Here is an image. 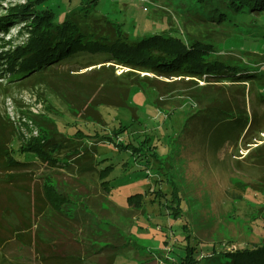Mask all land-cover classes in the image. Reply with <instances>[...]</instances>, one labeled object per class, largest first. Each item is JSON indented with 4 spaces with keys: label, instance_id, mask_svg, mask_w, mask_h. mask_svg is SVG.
<instances>
[{
    "label": "rangeland",
    "instance_id": "374dc122",
    "mask_svg": "<svg viewBox=\"0 0 264 264\" xmlns=\"http://www.w3.org/2000/svg\"><path fill=\"white\" fill-rule=\"evenodd\" d=\"M28 2L0 0V17L7 16L13 8ZM224 2L98 0L95 8L88 12L87 23L93 25V21L108 18L121 26L130 45L156 35L173 37L185 44L211 45L217 58H234L242 66L260 70L261 73L249 77L248 84L226 82L209 88L205 76L195 81L196 86L187 82V78L180 81L133 73L129 75L128 82H143H140L141 86H130L129 107L99 108L104 118L102 125L86 120L85 117L89 115L86 106L79 115H75L78 108L66 105L59 96L58 91H79L70 85L75 84V80L77 83L87 82L74 79L75 73L70 75V83H60L61 80L67 81L63 78L62 70L76 66H72L71 62L56 69L55 76H59L55 79L56 87H59L57 90L42 83L37 84L38 87L26 82L13 83L9 82L8 76H0V117L6 118L3 99L11 97L21 120L25 116L30 121L26 123L25 137L16 134L19 141L16 140L12 149L14 161H31L36 157L32 153L24 156L17 152L19 142L24 143L40 134L34 122L35 116L51 115L58 131L68 138L80 131L91 136L96 133L105 136L121 128L126 129L120 138L114 139L123 148L108 142L95 146L85 136H81L83 141L77 142L79 153L95 146L92 154L95 171L86 174L84 179L82 175L80 179L90 184L89 194L96 195L92 202L102 207V211L89 208L86 213L95 229V237L89 236V244L95 251L89 257V262L102 264L112 257L115 264H180L179 254L184 255L183 248L188 245L196 249L198 264H216L210 259L216 254L253 249L264 242V198L251 189L264 173L260 166L245 159L251 149L264 143V132L253 133L248 141L253 143L251 145L242 140L244 136L241 137L246 113L251 119L252 115L258 119L264 115V104L258 101L264 96V37L262 31L257 32L255 27L250 26L257 25V22L231 18L222 8ZM76 6L75 0H58L53 10L60 14V20L73 12L81 22L84 17ZM253 17L264 20L261 14ZM24 24L20 21L9 27L7 34L0 33V39L5 42L12 40L14 46L21 44L17 36ZM88 31L91 33L92 29ZM8 50H11L10 46L1 42L0 54ZM78 58L76 61L80 65L96 64L83 70L80 73L83 74L98 69L101 66L98 63L105 56L86 55ZM114 70L115 75L123 79L129 71L121 67ZM192 94H197L202 103ZM210 102H213L212 108L216 109L211 113L201 112ZM218 108L230 113L231 109L240 111L242 113L238 116L242 118L230 123V117L226 115L217 117L215 113ZM128 144H133L137 152L124 149ZM72 151L73 147L64 149L57 158L71 162L75 157H64ZM157 160H162L161 165ZM110 166L113 167L109 169L112 190L106 194L100 189L99 172ZM167 172L171 173L172 181L164 176ZM61 179L64 184L61 189L66 193L67 183L72 179L68 173ZM175 194L180 198L177 202L173 199ZM82 204L90 207L88 200ZM68 205L67 201L59 206L57 202L54 207L61 210ZM177 205L180 207L179 217L175 215ZM4 235L0 234V240L4 241ZM17 262L18 258L11 262L3 247L0 248V264H20Z\"/></svg>",
    "mask_w": 264,
    "mask_h": 264
},
{
    "label": "trees",
    "instance_id": "16d2710c",
    "mask_svg": "<svg viewBox=\"0 0 264 264\" xmlns=\"http://www.w3.org/2000/svg\"><path fill=\"white\" fill-rule=\"evenodd\" d=\"M75 1L77 2L78 12L84 17L81 22H79L80 18L76 19L73 12L67 13L60 20V14L53 10L57 6L58 0H29L27 4L13 8L7 16L0 17V33L2 34H7L9 27H13L20 21L25 23L18 30L17 41L20 40L21 44L18 43V45L14 46L12 40L5 42L0 39V43L3 42V44L9 45L11 48V50L0 54V76H4V78L8 76L9 82L13 83H32V85L36 84L35 87H38L37 84L42 83L49 88L57 90L59 87H56L57 80L55 79L59 76H55V73H57L56 69L71 62L72 66H76L68 70H62L64 73L63 78L67 79V81L61 80L60 83H63V85L70 83V75L75 73L74 79H83L87 80V82L77 83L75 80V84L72 83L70 85L79 91H71L70 93L58 91V93L66 105L78 108V111L74 112L75 115H79L81 109L86 106V109L89 110V115L85 118L88 121L103 125L104 118L99 111V108L103 106L129 107L130 86H141L140 82H143L134 80L128 82L129 75L133 73L153 74L164 79H180V81H186L187 78V82L196 86L197 83L195 81L201 80L205 76V81L208 83L209 88L225 84L226 82L230 84L239 83L238 85H241L240 83L248 84L250 76H256L261 73L260 70H254L248 65L242 66L234 58L231 60L217 58L211 45L203 46L200 43L185 44L173 37L166 38L159 35L146 38L136 45H130L126 41L127 37L121 26L108 20V18L93 21V25L87 23L88 12L90 9L95 8L98 0ZM222 8H225L234 20L243 18L245 21L246 19L251 20L250 23L257 22V25L250 26L255 27L257 32L262 31L261 33L264 37V20H257L253 17L260 14L264 16V0H225ZM89 29H92L91 33L88 31ZM262 43H264V38ZM86 55H102L105 56V59L98 63L101 65L98 69L94 68L89 73L80 74L83 70L96 65L93 64L94 62L80 65L76 61L78 57ZM116 67L129 69L124 79L115 75L114 69ZM8 85H6L5 91L8 90ZM191 96L199 103H202L197 94H192ZM258 99L259 103L263 105L264 96ZM212 105L213 102H210L201 112L211 113L216 109L212 108ZM49 109H51L50 104ZM235 112L238 114H234ZM240 113L242 112L233 111V109H231L230 113L225 109L218 108L215 114L217 117L226 115L230 117L229 122L234 123L242 118L238 116ZM50 116H35L34 122L39 128L40 134L37 138H31L24 143L20 142L17 150L19 155L32 153L47 165L63 166L64 161H60L57 157L64 149L72 147L73 151L70 156L80 154L77 142L84 140L81 136L87 137L88 140L91 139L93 145L108 142L120 148L124 147L120 142H115L114 139L120 138V134H123L126 129L121 128L119 131H114L105 136H100L98 133L91 136L89 135L90 133L83 134L80 131L73 135L72 138H68L58 131L57 124ZM244 118L241 126V137L244 136L242 140L247 141L246 143L251 145L253 143L248 142L249 137L253 133L264 132V128H262L264 127V115L259 119L256 115H252L251 119L246 113ZM1 119H4L9 124L6 118L0 117ZM9 127L13 129L14 135L18 134V131L16 133L11 124ZM94 147L91 148L94 149ZM124 149L137 152L133 144H128ZM245 159H250L255 165L260 166L264 173V143L251 149ZM157 162L161 165L162 160H157ZM12 165L26 167L28 164L13 160ZM108 169L106 168L100 172V180L104 187L107 184L106 174ZM164 176L167 177L168 181H172L171 173H164ZM104 189L106 190V188ZM251 189L261 194L264 198V174L259 182L251 186ZM46 192L49 203L53 207L57 206V202L59 206L64 204L65 201H71L67 195L54 186H49ZM173 199H176L175 202H177L180 198L175 194ZM175 209H177L175 215L179 217V205ZM183 250L184 255L179 254L180 264H198L195 259V248L187 245ZM210 259L213 262H217L216 264H264V242L253 249L245 248L219 253Z\"/></svg>",
    "mask_w": 264,
    "mask_h": 264
},
{
    "label": "crops",
    "instance_id": "0c3cea01",
    "mask_svg": "<svg viewBox=\"0 0 264 264\" xmlns=\"http://www.w3.org/2000/svg\"><path fill=\"white\" fill-rule=\"evenodd\" d=\"M16 140L19 141L13 129L1 119L0 234L4 233L5 238L0 240V248L3 247L13 263L18 258L20 264H94L88 259L95 253L89 244V236L95 237V229L86 213L89 208L102 211V207L92 202L96 195L89 194L90 184L81 182L80 177L83 175L84 179L86 174L94 173L92 154L95 147L85 148L84 152L73 156L71 162L64 161L63 166H50L35 157L31 161H17L28 164L17 167L12 165L11 157ZM64 158L70 159V155ZM109 169L107 184L100 188L106 194L112 190ZM65 173L72 179L67 183L66 193L61 189ZM51 185L70 197L67 207L58 210L49 203L46 191ZM86 200L90 207L83 206ZM102 264H115V260L109 257Z\"/></svg>",
    "mask_w": 264,
    "mask_h": 264
},
{
    "label": "built area",
    "instance_id": "2783aa9c",
    "mask_svg": "<svg viewBox=\"0 0 264 264\" xmlns=\"http://www.w3.org/2000/svg\"><path fill=\"white\" fill-rule=\"evenodd\" d=\"M2 105L5 110L6 120L14 126V128L18 131V133L22 134L23 136L26 135L25 130L27 129L26 123L27 121H29L28 118L26 119V117L23 116V120H21L20 116L15 111L16 107L14 105V102L11 100V97L4 98L2 101Z\"/></svg>",
    "mask_w": 264,
    "mask_h": 264
}]
</instances>
